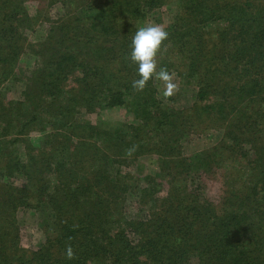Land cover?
Listing matches in <instances>:
<instances>
[{"label":"trees","instance_id":"trees-1","mask_svg":"<svg viewBox=\"0 0 264 264\" xmlns=\"http://www.w3.org/2000/svg\"><path fill=\"white\" fill-rule=\"evenodd\" d=\"M149 18L168 33L156 71L191 91L183 109L162 106L155 76L132 87ZM117 109L131 122L81 119ZM152 155L167 181L112 177ZM0 182V264H264V0H0ZM21 210L44 215L31 255Z\"/></svg>","mask_w":264,"mask_h":264},{"label":"rangeland","instance_id":"rangeland-1","mask_svg":"<svg viewBox=\"0 0 264 264\" xmlns=\"http://www.w3.org/2000/svg\"><path fill=\"white\" fill-rule=\"evenodd\" d=\"M165 10V9H164ZM163 10V17H159L162 25L164 28H167L169 24L171 23V17L166 16L165 11ZM63 13L62 6L56 7L54 9H51L50 14L54 18H58ZM64 14V13H63ZM157 18V17H156ZM158 19V18H157ZM150 24H156L154 19L149 18L146 22H144L143 26L150 25ZM33 60L30 58H25L19 65L18 71L23 74L24 76L26 74L29 75L31 70H33L34 65L32 63ZM172 82L176 85L175 90L173 91L172 95L165 96L164 90H165V83L164 81L160 80L159 86H158V92L161 94L159 96L160 102L163 107L167 108H176V109H183L187 105L193 101V98L191 96V91L189 88L184 87L180 85L178 78L175 75H171ZM24 88V83H17L14 85H8L5 84L1 87L2 92L6 94V98L10 100H19L21 99L22 92ZM81 119L90 121L93 124H96L98 121H103L107 124L117 123L121 121L129 122V120H132L131 116L124 115L123 109H117V110H103L96 114H83L81 116ZM130 120V122H131ZM44 136H41V134L35 132L31 134L32 140H40L46 138ZM220 140V134L217 133V131H211L208 139H204L202 143H216ZM201 143V144H202ZM162 161L163 159H160L159 156L152 155V156H145L139 158L135 163L131 165V167H119L115 165L113 167L112 177L118 176V171L120 172L121 176H125L126 174H130L133 176L134 179L144 178L147 176L150 177H156L159 180H166V174L167 171H169L171 164L168 165V161L164 164V169H162ZM174 165V164H173ZM203 170H197L195 173L201 174L202 178L204 179L205 176L202 174ZM221 173L214 177L210 183L209 188L210 191L213 193V197L216 199L215 203L216 205L220 204L221 199L223 198L225 186H223V178H220ZM129 182V181H128ZM1 183V182H0ZM130 183V182H129ZM134 183V182H132ZM211 183L213 185H211ZM19 186L22 184L21 181H18L17 183ZM207 188V187H206ZM165 194V193H164ZM131 199V198H130ZM127 210H130L132 213L135 211L137 206H132L131 202H127ZM129 211V212H130ZM128 212V214H129ZM43 213L41 212L38 214H33V212H30L28 210H21L18 212L16 216L17 224L19 225V235L20 238L16 241V244H18V249L20 253H26L27 255H31L34 251H37L44 243H45V233L42 230V222H43ZM49 222V217L46 218Z\"/></svg>","mask_w":264,"mask_h":264},{"label":"clouds","instance_id":"clouds-1","mask_svg":"<svg viewBox=\"0 0 264 264\" xmlns=\"http://www.w3.org/2000/svg\"><path fill=\"white\" fill-rule=\"evenodd\" d=\"M168 33L160 25L150 24L140 27L131 39L130 60L137 65L138 79L133 80L132 87L136 90H143L150 78L164 81V95H172L176 85L172 82L171 75L164 69L158 72L156 55L162 42L167 40Z\"/></svg>","mask_w":264,"mask_h":264}]
</instances>
